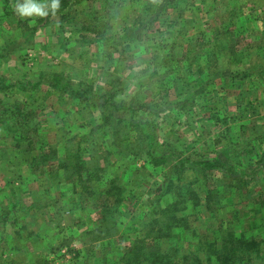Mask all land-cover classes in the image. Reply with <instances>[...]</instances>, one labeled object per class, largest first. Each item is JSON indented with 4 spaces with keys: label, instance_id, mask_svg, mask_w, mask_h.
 Segmentation results:
<instances>
[{
    "label": "rangeland",
    "instance_id": "1",
    "mask_svg": "<svg viewBox=\"0 0 264 264\" xmlns=\"http://www.w3.org/2000/svg\"><path fill=\"white\" fill-rule=\"evenodd\" d=\"M116 1L120 2L110 10V25L114 29L125 28L119 41L132 40L126 55L130 57L135 52L138 63L134 68L138 79L121 96L130 98L132 91H138L137 96L141 99L147 96V106L160 105V109H155L149 116L160 137L155 144V153L169 154L178 150L194 159L219 157L227 168L236 170L213 171L201 188L197 181L187 186L198 194L199 202L192 206L186 200L184 203L188 208L183 211L188 214L189 225L196 228L197 236L193 238L190 232L179 233L178 246L182 252L193 251L199 248L201 241L215 236L223 239L225 233L232 231L237 239L242 235L246 240L250 237L256 241L263 239L260 254L253 253L257 256L252 259L253 263L244 261L242 264H264V0H175L170 17L159 16L161 6L167 0ZM5 2L0 0V78H5L6 82L34 81L42 72H60L72 80H93L95 85L105 87L111 84V80L107 83L110 73L121 76L120 81L124 79L128 69L120 54H114L109 60L108 49L105 48L103 54L96 53L97 48L87 46L88 43L80 46L70 43L65 50L61 40L63 35L69 36L71 41L80 38L77 31L80 16H89L96 9L101 12L106 7L104 1L78 0L77 7L69 9L70 15L63 22H56L55 18L53 25L40 24L33 33L29 32V27L34 26V22L18 24V19L29 16L21 17L17 11L13 17L2 16L13 5L6 4L1 10ZM30 2L43 4L41 0ZM46 8L42 10L46 11ZM122 21L127 24L123 25ZM97 22L104 25L102 20ZM174 36L176 46L171 49L169 41ZM160 39L167 42L163 50L162 44L156 45ZM171 53H175L177 59L174 57L162 63ZM148 57L155 63L143 67L141 64ZM212 59L215 63L209 74L208 65ZM160 64L164 66L165 76L170 70L176 73L172 80L181 89L167 93L166 87L158 85L155 89L150 87L149 91L142 85L139 88L137 81H148L152 70ZM197 67L207 75L195 72ZM12 90L10 88L6 94L0 91V110L1 105L6 109L11 102H18L19 108L28 112L29 120L40 122L44 127L46 138L57 143L56 135L82 131V126H90L96 114L95 110L79 114L76 111L79 102L49 91L51 89L45 83H41L31 96L25 93L13 97ZM26 101L31 103L30 108L25 107ZM5 113L0 112V212L7 213L0 216V264H120L116 258L118 253L131 246L134 233L145 225L137 213L145 206L148 208V201H153L158 194L152 190L154 181L159 180L134 170L140 168L145 158L132 154L130 169L122 175L125 182L132 183L130 187L138 184L149 187L141 196L139 206L132 213L127 210L130 209L127 203L109 212H92L95 200L89 193L83 195L72 188L71 178L66 179L49 169H40L38 175H28L25 166L29 164L25 159L30 161V153L27 156L24 147L14 143L15 134L10 122L13 118L8 114L4 118ZM96 136L97 139L103 137L100 133ZM116 155L110 159L120 156ZM168 168L163 167L159 172L164 174ZM197 176L198 173L192 172L188 179L193 181ZM58 181L60 183L54 189ZM164 193L165 204L177 203L166 208L182 207L178 204L177 193L173 190ZM211 195L216 196L215 200H208ZM103 199H97L98 205ZM108 199L106 209L113 200ZM12 200L20 202L21 207L16 211H10L7 206ZM29 205L43 212L35 221L31 214L35 209L28 208ZM69 208V216L61 214L63 209ZM108 213L112 214L115 227L112 229L110 225L99 232L97 227ZM142 214L147 218L143 211ZM117 217L119 220L115 219ZM15 220L16 226L11 224ZM87 226L100 233L92 234L100 237L95 240L94 247L89 246L94 240L85 234ZM150 240L146 238L143 246H148L146 242Z\"/></svg>",
    "mask_w": 264,
    "mask_h": 264
},
{
    "label": "trees",
    "instance_id": "2",
    "mask_svg": "<svg viewBox=\"0 0 264 264\" xmlns=\"http://www.w3.org/2000/svg\"><path fill=\"white\" fill-rule=\"evenodd\" d=\"M30 1L32 0H6L1 10L5 9L6 4L12 3L13 5L11 6V10L7 11L6 9L2 16L6 19L8 16H15L17 4L30 3ZM102 1H104L106 7L102 8L101 12L96 9L89 16H80V28L77 29L80 33V38H77V40L73 39V41H75L73 42L69 36L63 35L61 40L63 41L62 43L65 46V50H68L67 47H69L70 43H74L78 46L88 43L87 46L90 45L97 48L96 53L103 54L105 48L108 49L109 60L113 58L114 54H120L121 58L126 62V69H128L124 79L120 81L121 76L111 75L110 73L107 83L110 84L111 80V84L109 87H105L95 85L93 80L90 82L75 81L60 72H42L38 74L39 77L37 80H26L20 83L6 82L5 78H0V91H3L4 94L12 88L14 91L12 90L11 96L13 97L17 96V94L23 95L25 93H28L27 96H31L33 93L37 92L38 86L41 83H45V85L51 89L49 91H56L61 96L79 102L80 107L76 109L79 114H84L85 110H88L89 113L93 110L96 111L95 117H93V120L91 119V125L82 126L84 127L82 131L76 133H71V131L59 133L58 131L59 134L58 136L56 135L58 138L57 143V141H53V139L46 138L47 135L44 134L42 130L44 127L40 125V122L35 123L29 120L28 112L24 109H20L18 102H11V105L7 106L6 109L1 105L0 112L3 113V111H6L4 118L7 117V114L11 115L13 118V121L10 122L12 123V131H14L13 133L15 134L13 135L14 143L17 146L24 147L27 156L29 153L32 154H29L30 161L28 158L25 159L29 164L25 166V171L29 176H33L38 175L40 169H49L66 179L67 177L71 178L73 182L72 188H76V190L83 195L89 193L91 199L95 200L93 203L95 206L91 208L93 210L92 212H97V210H99V212L105 210L109 212L113 210L114 207L122 203H127L128 208H130L127 210L132 213V210L139 206L141 196L146 193L149 187H144L143 184H138L134 188L130 187L132 183L125 182L122 178L124 176L122 175L130 169L132 154H140L145 158L144 163L140 168H135L134 170L137 173L145 172L148 176L159 180L154 181L155 186L152 190V192H157L158 194L156 193L157 196L153 201H148V208L145 206L146 209H140L137 213L144 219L145 225L139 228L138 233H134L136 235L131 238V246L121 251L120 254L118 253L116 258L120 261V264L122 262L124 264H242L244 261L252 262V259H256L260 254L263 246L260 244L263 239L256 241L250 237L246 240L247 238H244L243 235L241 238L237 239L233 236L231 230V233H225L223 235V239H221V236H215L201 241L202 244L199 248L193 251L187 249L182 252L181 247L178 246L177 243H179L180 237L178 238L177 235H179V233L182 232L184 235L190 232L193 238L197 236L195 232L196 228L189 225L188 214L183 211L188 208L184 203L186 200H189L192 206L199 202L198 194L194 193L195 191L193 190H189L190 188L188 189L187 186L190 184L193 185L197 181L201 188L203 187L202 184H206L205 178L211 176L213 171L228 170L229 172H236V170H231L229 167L227 168L219 157L200 156L198 159H194L178 150L172 151L169 154L155 153V150H157L155 144L157 138L160 137L156 134L157 127L153 119H150L149 116L155 109H160V105L153 104L152 106H147L145 101L147 96L145 95L143 99H141L137 96L139 94L137 93L138 91L136 93L132 91L131 93L133 96H130V98L121 96L126 88L132 87L138 79L137 71L134 70L138 63L134 57L135 52H133L130 57L126 55L127 47L130 48L129 46H131L130 43L132 40L125 38L119 41L124 36H120V34H125V28L120 27L114 29L113 26L110 25L108 19L110 10L114 9L115 3L120 1ZM41 2L43 5L45 4V6H47L50 0H41ZM77 3L78 0H60V7L55 10L54 13L47 7L45 9L48 13L47 15H32L24 20L18 19V24L23 26L30 22H34V26L29 27V32L33 33L40 24L53 25L55 18H57L56 22L64 21V19L70 15L69 9L77 7ZM174 3L175 0H167L166 4L161 6L162 8L159 11V16L165 15L170 17L173 13V8H175ZM67 10L69 12L65 14ZM75 11L73 14L77 12ZM100 20L104 22V25L97 22ZM122 24L125 25L127 22L122 21ZM60 30L62 32L65 31L63 27H61ZM89 36L90 39H88ZM198 38L199 37L196 39ZM175 39V36L171 38V41H169V48L173 49V47L176 46ZM94 42H97V44ZM187 43L189 42L187 41ZM159 44H162V46H160L162 50L167 46V42L164 43L162 39L156 41V45ZM175 55V53H171L162 63L174 57V59H177V55ZM209 62L210 65L208 66L210 68L208 73L210 74L212 65L215 61L212 59ZM153 63H155L154 59L148 57L141 65L143 67H148ZM110 68L118 72L117 68L113 66ZM163 70V65L160 64L156 66L155 69L152 70L153 73L149 76L148 81L144 83L137 81L139 88L142 85L144 90L149 91L150 87L155 89L158 85L160 88L166 87L167 93H170L172 89H181L182 87L178 86V83L172 80L176 73L170 70L168 71L169 75L165 76V71ZM138 71H140V69ZM195 72L205 73L201 67H197ZM205 75L207 74L205 73ZM183 84L184 83L181 82L182 86ZM203 85H206V83ZM30 102H24L25 107L30 108ZM141 113H144V115H141ZM98 133L103 137L97 139L96 135H98ZM115 145H118V147H115ZM112 146L114 149H112ZM2 152L3 151H1V153ZM116 154L120 156L111 160L110 157L113 158ZM127 157L129 159H127ZM149 164L152 166H148ZM191 166H193V169H191ZM163 167H169L164 174L159 172ZM146 168L149 169L145 170ZM192 172L199 174L193 181L188 179ZM59 183L60 181L55 182L54 189H56ZM171 190H173L175 194L177 193L176 197L179 199L178 204H182V207L172 210L166 208L173 204L177 205V203L173 202L165 204L164 192L171 193ZM103 197L105 198L103 199ZM108 198H112L113 200L110 207L106 209L105 201H108ZM215 198L216 196L211 195L208 200H215ZM97 199H103L101 205H98L100 202H98ZM52 201L55 202L56 199L53 200L52 198ZM10 202L11 203L7 204L10 211H16L21 207L19 201L12 200ZM162 202H164V204H162ZM27 207L32 208L33 205ZM32 209H35V207ZM36 210L37 209L31 213L34 221L36 217L38 219L43 214L42 211ZM70 210V208L67 210L63 209L61 214L69 216L71 214ZM142 211L144 214L148 215L147 218L142 216ZM6 213L7 212H0V216H5ZM207 218L208 217H206V222L208 221ZM115 219L119 220L118 217ZM0 221L2 220L0 219ZM16 223L17 220L11 222L14 226H16ZM110 225L113 229L115 227V222L113 221L112 214L108 213V215L102 217V221H100L97 228H100L99 232H103L110 228ZM102 227L104 228L102 229ZM197 230L199 229L197 228ZM95 233L98 232H96L94 228L92 229L89 226L85 228V234H89L92 240H94L90 242V247H94V244L97 242L95 240L100 239V237L92 235ZM146 238H150L151 240L146 242L148 246L145 247L143 243H145ZM216 238L218 241H216ZM138 244H140V247H137ZM68 250L74 252L73 249ZM254 252H256L257 256L253 255ZM74 255L77 256L78 254L75 252Z\"/></svg>",
    "mask_w": 264,
    "mask_h": 264
},
{
    "label": "clouds",
    "instance_id": "3",
    "mask_svg": "<svg viewBox=\"0 0 264 264\" xmlns=\"http://www.w3.org/2000/svg\"><path fill=\"white\" fill-rule=\"evenodd\" d=\"M44 7L45 5L36 2H30L25 4L18 3L16 6V10L18 15H20L21 17L32 15L45 16L48 13L42 10ZM47 7L54 13L55 10L60 7V0H50V3L47 5Z\"/></svg>",
    "mask_w": 264,
    "mask_h": 264
}]
</instances>
